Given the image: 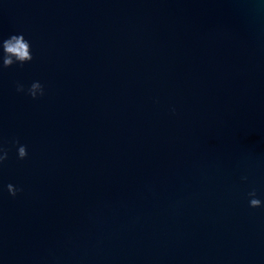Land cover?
Wrapping results in <instances>:
<instances>
[{
    "label": "water",
    "instance_id": "obj_1",
    "mask_svg": "<svg viewBox=\"0 0 264 264\" xmlns=\"http://www.w3.org/2000/svg\"><path fill=\"white\" fill-rule=\"evenodd\" d=\"M20 34L0 264H264V0H0Z\"/></svg>",
    "mask_w": 264,
    "mask_h": 264
},
{
    "label": "clouds",
    "instance_id": "obj_2",
    "mask_svg": "<svg viewBox=\"0 0 264 264\" xmlns=\"http://www.w3.org/2000/svg\"><path fill=\"white\" fill-rule=\"evenodd\" d=\"M0 48H2L3 52V55L0 56L2 68H10L17 63L23 65L33 60L30 43L25 39L23 34L12 35L10 38L4 40L2 44H0ZM16 91L17 93H26L33 100L38 99L39 97H42L44 95L43 86L39 82H33L27 89H25L23 84L17 83ZM15 144L18 145V159H25L27 157L26 146L19 145V141H15ZM7 159L8 150L0 147V166H2ZM244 179H246V177ZM7 191L9 195L15 197L20 190L12 184H9L7 186ZM248 196L249 206L251 208L256 209L264 207V201H261L259 198H257V193L255 190L249 192Z\"/></svg>",
    "mask_w": 264,
    "mask_h": 264
}]
</instances>
